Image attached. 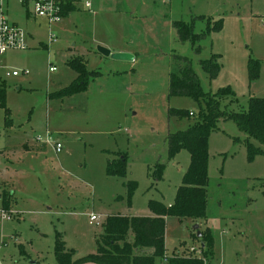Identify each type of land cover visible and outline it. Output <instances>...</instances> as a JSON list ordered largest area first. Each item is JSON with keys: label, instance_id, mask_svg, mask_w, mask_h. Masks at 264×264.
<instances>
[{"label": "rangeland", "instance_id": "374dc122", "mask_svg": "<svg viewBox=\"0 0 264 264\" xmlns=\"http://www.w3.org/2000/svg\"><path fill=\"white\" fill-rule=\"evenodd\" d=\"M113 7L115 0H107L89 21L81 12L64 15L53 25L54 43L43 20L29 21L30 7L13 0L3 7L28 38L26 49L0 58V77L4 68L27 71L3 82L0 188L7 203L0 206L9 218L0 220V264H58L57 234L78 257L93 254L106 216H146L149 200L172 204L189 154L181 150L168 158L166 138L191 125L203 108L190 97L168 96L169 74L178 67L175 56L189 60L204 92L229 87L236 99L228 104L231 110L246 108L251 97L264 98V0H156L154 6L137 7L131 43L121 42L126 23ZM192 18L196 33L207 19L222 21L220 30L200 42L198 53L179 42L173 29L174 22ZM97 47L121 48L134 59L101 57ZM72 48L85 56L89 71L101 74L83 92L54 97L74 79L65 64ZM212 54L220 69L209 80L199 61ZM249 60L259 65L254 81L248 77ZM170 109L192 116H169ZM48 136L61 144L59 152L45 144ZM244 140L231 120L220 121L209 135L206 216L196 221L202 237L193 231L192 219L167 217L164 257H196L189 249L203 251L209 231L213 247L205 264H264V154L250 160ZM121 157L124 176L108 175L107 161ZM128 182L135 184L130 202ZM90 214L105 215L101 226L90 223Z\"/></svg>", "mask_w": 264, "mask_h": 264}, {"label": "trees", "instance_id": "16d2710c", "mask_svg": "<svg viewBox=\"0 0 264 264\" xmlns=\"http://www.w3.org/2000/svg\"><path fill=\"white\" fill-rule=\"evenodd\" d=\"M72 8L68 1L63 6L62 16L70 12ZM197 18L203 19L202 17ZM194 23V18L190 22L176 21L173 27L178 40L188 42L193 52L198 53L200 42L212 32L220 30L222 21L207 19L206 27L200 33L195 32ZM175 59L178 67L175 72L169 74L168 96L190 97L195 101L202 102L203 108L199 109L196 120L191 125L182 131L169 133L166 138L168 158L173 159L181 150H186L189 154L188 168L182 177L181 184L176 189L172 204L166 206L160 201L149 200L147 207L153 215L151 217L118 215L107 217L96 238V252L83 257H77L75 251L66 249L60 235L57 234L54 256L58 264H157V262L158 264H205L213 247V238L209 231L201 245L203 259L178 255L171 258L164 257L165 219L176 217L192 219L196 222L205 218L208 185V137L218 129L220 121H233L238 130L244 134V144L250 160L256 155L264 154V98L251 97L247 100L246 108L238 111L231 110L228 104H232L236 99L229 87L218 89L215 93L204 92L189 60L182 56H175ZM218 59V55L212 54L208 59L199 61L201 69L209 80L218 75L220 69ZM67 65L77 74V77L70 85L53 93L54 97L62 98L83 92L91 79L100 74L97 71H89L81 57L68 60ZM258 72V63L249 60V79L256 80ZM4 98L5 91L1 88L0 107H4ZM168 115L177 118L192 116L189 112L177 109H170ZM233 141L238 142L237 139H233ZM252 141L258 142L262 148L255 147ZM124 162V157L107 161V174L124 176ZM161 170L162 167L158 165L153 175L160 176ZM126 187L128 202H130L135 184L128 182ZM7 197L9 196L7 195ZM3 203L5 205L7 200ZM129 233L132 234L131 240H129ZM163 260H165L164 263Z\"/></svg>", "mask_w": 264, "mask_h": 264}, {"label": "built area", "instance_id": "2783aa9c", "mask_svg": "<svg viewBox=\"0 0 264 264\" xmlns=\"http://www.w3.org/2000/svg\"><path fill=\"white\" fill-rule=\"evenodd\" d=\"M10 0H0V58L9 50H22L27 48L28 35L14 22L8 20L4 14V5ZM20 3L25 8L30 7L28 12V19L30 22H34L38 19L43 20L47 24L48 28V40L49 43L56 41V36L53 32V25L58 24L62 20L63 6L66 4V0H13ZM85 8L90 9L91 0H83ZM1 67V66H0ZM55 67H49V71H54ZM27 71L13 70L4 68L3 77H0V89L3 85L5 78L18 77L20 75H26ZM190 115H192L190 113ZM37 142L41 141V137L37 136ZM45 144L54 146L56 152L61 149V144L58 141L46 137ZM9 218L8 212L0 207V220L4 221ZM90 223H94L96 226H101L100 217L94 214L89 215ZM189 252L194 254L197 258L202 257V251L191 247Z\"/></svg>", "mask_w": 264, "mask_h": 264}, {"label": "crops", "instance_id": "0c3cea01", "mask_svg": "<svg viewBox=\"0 0 264 264\" xmlns=\"http://www.w3.org/2000/svg\"><path fill=\"white\" fill-rule=\"evenodd\" d=\"M68 1H70V3H71V5H72V10L70 11V12H68V13H66V17H68V15H70V14H72V12H77V13H79V12H81V13H85V14H87L88 15V21L90 20V17H91V19L96 15L95 13H96V11L101 7V5H106V1L107 0H91V7H90V9H87V8H85V6H84V4H83V0H66V3L68 2ZM154 5H156V0H143V1H138L137 3H135V0H115V7H113L111 10H112V12H114L116 15H120V16H122V18H124V20H125V23H126V25H125V29L123 30V32H122V34H121V42L122 43H131L130 42V39H128V37H129V35H130V33H134L135 32V30H134V19L136 18V16H135V12H137V7H140V9L143 7H151V6H154ZM79 10V11H78ZM65 16H63V19L61 20V22L64 20V17ZM94 19V18H93ZM193 19V18H192ZM181 21V20H180ZM60 22V23H61ZM59 24V23H58ZM173 29H174V27H173ZM126 30V31H125ZM124 31L126 32L125 34H127V35H125L124 34ZM174 32H175V34H176V31H175V29H174ZM176 37H177V34H176ZM177 40H178V37H177ZM179 41V40H178ZM180 42V41H179ZM108 43H116V42H108ZM69 50H71L70 52H69V58L67 59V61L68 60H70V59H72V58H74V57H81L82 58V60H83V62L85 63V65H86V58H85V56L82 54V53H80L78 50H76L75 48H72V49H69ZM111 53H120V52H122V51H124V50H121V48H117V49H112V51L111 50H109ZM95 53L97 54V55H99V56H101V57H105V56H103V55H101L98 51H97V48H96V51H95ZM133 57V56H132ZM105 58H107V57H105ZM134 59V58H133ZM133 59L131 60V61H133ZM67 61L65 62V64L67 65ZM52 66V65H51ZM68 66V65H67ZM50 67V66H49ZM86 68H87V65H86ZM49 69V68H48ZM72 70V69H71ZM73 71V70H72ZM49 72H53V71H49ZM74 72V71H73ZM75 73V72H74ZM101 74V73H100ZM99 74V75H100ZM98 76V75H97ZM96 76V77H97ZM77 77V74L75 73V76H74V79L72 80V82L75 80V78ZM96 77H94V79L96 78ZM12 78H14V77H12ZM71 84V83H70ZM70 84H68V85H70ZM67 85V86H68ZM67 86H64V87H62V88H60V89H57L55 92H57V91H59V90H61V89H63V88H65V87H67ZM2 89H4V87H3V85H2V87H1ZM5 91V90H4ZM4 102H5V98H4ZM37 149H39V147H37ZM62 149V148H61ZM4 193V192H3ZM2 191H1V188H0V204H2V206H3V197H2ZM9 200L11 201V197H9ZM165 205V204H164ZM171 205V204H170ZM2 206H0V207H2ZM166 206H169V205H166ZM10 208H11V206H9ZM148 208V207H147ZM113 215H118V216H123V217H129V216H125V215H122V214H113ZM99 217H100V219H101V217L102 216H105V215H98ZM109 216H112V215H108V216H106V218L107 217H109ZM151 216H153L152 214H151V212L149 211V209H148V215H146V216H143V217H151ZM193 222H195L194 220H193ZM195 225H198L196 222L194 223ZM194 227V226H193ZM198 231H199V225H198V229H197ZM193 231L196 233V230H194L193 229ZM197 236V235H196ZM164 241H165V239H164ZM77 256V255H76ZM78 257V256H77ZM83 257V256H82ZM165 262V260H163V263ZM84 264H93V263H84Z\"/></svg>", "mask_w": 264, "mask_h": 264}, {"label": "water", "instance_id": "95a60500", "mask_svg": "<svg viewBox=\"0 0 264 264\" xmlns=\"http://www.w3.org/2000/svg\"><path fill=\"white\" fill-rule=\"evenodd\" d=\"M97 51L105 56V57H109L113 60H117V61H131L133 59V57L129 54H125V53H111L108 49L103 48V47H97ZM194 230H196V235L197 237L201 236V233L197 230L198 229V225H194L193 227Z\"/></svg>", "mask_w": 264, "mask_h": 264}]
</instances>
